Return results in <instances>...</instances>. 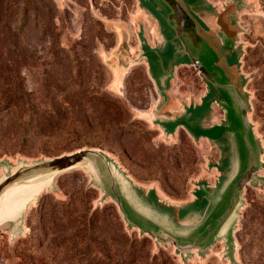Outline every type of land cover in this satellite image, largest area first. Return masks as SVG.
<instances>
[{
  "label": "rangeland",
  "instance_id": "rangeland-1",
  "mask_svg": "<svg viewBox=\"0 0 264 264\" xmlns=\"http://www.w3.org/2000/svg\"><path fill=\"white\" fill-rule=\"evenodd\" d=\"M234 1L195 0L189 6L211 22L209 7L219 11ZM239 1L240 9L235 14L239 28L236 48L241 53L238 73L248 96L249 119L260 140L264 163V101L260 88L264 77V0ZM142 2L40 0V15L31 13L27 18L17 42L18 51L9 52L0 33V161H35L79 149H101L137 186L144 190L154 188L165 201L184 206L194 201L195 182L207 179L215 183L218 172L210 162L218 158L219 150L212 143L204 139L195 143L184 129L166 137L150 123L154 107L161 102L158 90L148 77L144 60L128 63L138 55V30L146 29L153 39L161 34L157 16ZM10 10L9 23L14 29L18 12L15 6ZM153 39L151 43L155 42ZM157 41L161 43L162 34ZM7 72L19 74L25 93L30 94L43 115L47 109L57 108L60 96L67 94L111 97L122 110L120 125L124 130L117 132V124L112 123L108 133H99L92 129L96 126L91 128L82 123L80 115L70 114L55 124L58 129L71 126L79 134L40 133L35 123L18 119L17 108L22 104L15 102L6 88L10 79ZM204 90L192 68L178 66L169 102L159 113L170 116L178 113L189 99L198 102ZM221 118L222 112L214 106L202 123L219 122ZM84 142L100 147L77 148ZM258 175L264 176V167ZM55 188V192L46 191L36 204L30 205L20 236L12 239L10 234L0 233V264H94L92 247L82 246L89 230L77 226L86 227V220L97 211L103 212L107 220L105 228L111 229L107 233L94 230L89 234L95 237L98 255L119 257L117 228L121 227L130 240H148L144 247L149 254L148 262L183 264L173 247L155 244L128 227L117 206L109 198H101L99 189L82 170L58 176ZM243 199L245 204L240 209L234 234L235 258L238 264H264V185L247 186ZM59 209H63L62 213ZM50 210L55 213L52 218ZM66 211H70L69 220L64 217ZM144 252L141 249L137 255ZM186 264L230 263L223 258V246L219 242L202 257L194 252Z\"/></svg>",
  "mask_w": 264,
  "mask_h": 264
},
{
  "label": "water",
  "instance_id": "water-1",
  "mask_svg": "<svg viewBox=\"0 0 264 264\" xmlns=\"http://www.w3.org/2000/svg\"><path fill=\"white\" fill-rule=\"evenodd\" d=\"M195 0H144L163 20L170 34L162 49L150 47L143 32H138L140 53L128 63L145 59L151 79L165 98L175 66L186 63L200 72L214 103L223 111L222 124L201 128L200 111L189 119H153L163 136L184 127L194 138L205 137L224 142L218 160L210 162L218 176L213 185L207 179L195 182L196 198L192 212L162 199L154 188L137 186L118 163L101 149H79L35 161H0V233L12 239L21 235L25 214L46 193L55 192V179L65 173L82 170L90 182L116 206L128 227L171 246L183 264L194 252L202 257L217 243L223 246V258L238 264L235 258V231L243 191L247 186L264 185L258 172L264 167L262 146L249 119V101L238 73L241 53L235 48L239 28L235 14L239 0L221 10L208 8L216 17L218 33L211 32L190 10ZM202 1V0H201ZM127 63V64H128ZM206 106V108L208 107ZM196 207V209H195Z\"/></svg>",
  "mask_w": 264,
  "mask_h": 264
},
{
  "label": "trees",
  "instance_id": "trees-1",
  "mask_svg": "<svg viewBox=\"0 0 264 264\" xmlns=\"http://www.w3.org/2000/svg\"><path fill=\"white\" fill-rule=\"evenodd\" d=\"M15 6V10H17L18 22L14 29L10 27V17L12 16L11 8ZM34 14L36 16L40 15V0H0V33L2 35L1 41L5 48L9 52L18 51L17 42L19 41V37H21L22 29L24 27L25 22L30 14ZM245 54L243 55L242 60L245 59ZM244 68V66H243ZM10 75L9 82L6 85V88L10 91V95L13 97L15 102H21V107H18L19 110V118H25L30 123H35L36 128L40 133L53 135L57 132L63 133L64 135H76L79 134L76 132L71 126L67 129H58L57 123H60V120L65 119L67 115L70 114H78L84 120L82 123H85L87 126L91 128L93 126V131L96 132H106L108 133L112 123L117 124V132H121L124 128L120 125L122 118V110L120 106L108 96H99L96 98L91 93H73L67 94L64 96H60L58 107H52L47 109L46 114H40L35 105L32 102V97L29 93H25L22 81H20V76L18 73L7 72ZM260 88H263L261 94L263 96L264 101V77L260 82ZM25 90V91H24ZM252 109V106H251ZM252 115V110L250 111ZM56 123V124H55ZM78 126L77 128H80ZM264 144V143H263ZM100 144H94L89 142H84L79 144L77 148L88 146V147H100ZM58 155V154H56ZM264 160V153H263ZM246 189L245 191H247ZM246 195V192L244 193ZM44 199H42L43 201ZM62 213L63 209L58 210ZM58 212V213H59ZM109 213V212H108ZM64 217L66 219H70V211H66ZM55 215L54 212L50 210V218ZM78 217L77 219H80ZM80 223V222H79ZM100 224L101 227L98 226ZM120 224V223H119ZM86 227L81 226L79 224L78 229L89 230L88 233L84 236L83 247H92L91 251L92 258L91 260H95L93 263L97 264L99 261H103L104 264H159L153 262H148V251H146V243L148 240L145 238H141L140 240H130L124 230L121 227L117 228V232L120 233V255L118 258L110 257L107 255H98V247L96 246L95 237H91L89 234L91 232L98 231L101 233L102 231L106 233L111 231V229L105 228L107 226V220L103 215L102 211L93 212L89 219L86 220ZM103 225V226H102ZM92 234V233H91ZM111 236V233L109 234ZM108 236V237H109ZM139 242V243H138ZM139 246V248L137 247ZM97 249V250H96ZM144 249V254H139V250ZM95 252V253H94ZM115 258V259H114Z\"/></svg>",
  "mask_w": 264,
  "mask_h": 264
},
{
  "label": "crops",
  "instance_id": "crops-1",
  "mask_svg": "<svg viewBox=\"0 0 264 264\" xmlns=\"http://www.w3.org/2000/svg\"><path fill=\"white\" fill-rule=\"evenodd\" d=\"M143 2H144V0H143ZM142 2V3H143ZM144 5H148L147 3H145L144 2ZM148 7H150L149 5H148ZM151 8V7H150ZM189 8H190V10H191V6H189ZM151 10L154 12V14L157 16V18H158V29H159V32L162 34V41H161V43L159 44V42L157 41L158 40V38H159V36H161V34L157 37V39H153L152 37V35L151 34H147V30L146 29H142V34H143V37L145 38V40H146V42H147V44L150 46V47H159L160 49H162L163 48V46H164V43L166 42V37L170 34V30H169V28L165 25V23L163 22V20L160 18V16L151 8ZM192 11V10H191ZM195 15H196V17L211 31V32H213L214 34H217L218 33V26L216 25V23H215V21H216V17L210 12V15H211V18H212V21L211 22H208V21H206L205 19H204V15H202V13H198V12H196L195 11V9H194V11H192ZM153 21H154V19H153ZM151 22V21H150ZM155 22V21H154ZM157 24V23H156ZM214 27V28H213ZM148 28V27H147ZM140 30H138V32H139ZM137 36H138V34H137ZM154 40L155 42H152L151 43V40ZM235 48H236V43H235ZM237 49V48H236ZM138 54L140 53V41H139V39H138ZM137 56V55H136ZM142 60H144V62H145V67H146V71H147V73H148V77H149V79L154 83V81L151 79V76H150V70H149V67H148V65H147V63H146V61H145V59L143 58ZM238 63H239V61H238ZM178 66H188V67H190V68H192L198 75H199V77H200V79H201V82L204 84V87H205V90H204V93H203V95H202V97L199 99V101L198 102H194L192 99H189L188 100V103L187 104H183V105H181V109H180V111L178 112V113H175V114H173V115H164V114H161V113H159V110L161 109V107L163 106H165V105H167L168 104V102H169V99H170V97H169V91H170V89H171V86H172V83H173V81H174V77H175V69L178 67ZM154 85H155V83H154ZM155 87L157 88V86L155 85ZM158 90V89H157ZM159 93V92H158ZM210 96H211V94H210V92H209V89H208V85H207V83L204 81V79L202 78V76L200 75V72L199 71H197V70H195L194 69V67L193 66H191V65H189V64H186V63H181V64H179V65H177V66H175V68H174V73H173V78L170 80V83H169V87H168V89L166 90V94H165V98H163V97H161V95H160V93H159V97H160V99H161V102L160 103H158L159 105H156L155 107H154V109H153V114L151 115V117H150V123L152 124V120L153 119H166V120H174V119H177V118H179V117H186V118H190V117H192V116H197V115H194V112L197 110V111H200V113H201V116L200 117H198L199 118V125H200V127L201 128H210V127H218V126H220L222 123V120H223V111L221 110V109H219L218 108V106L217 105H215L214 103H210L209 104V106H208V101H209V98H210ZM206 106H208L207 108H206ZM217 107L221 112H222V118H221V121H219V122H215L214 124H212V125H209L208 124V122H206L207 124H203L202 123V120H203V118H204V116H205V114L208 112V111H210V110H213V107ZM208 121V120H207ZM153 125V124H152ZM156 129H158L159 131H160V133L163 135V130L158 126V125H153ZM178 129H184L185 131H187L184 127H177L176 128V130H175V132H174V134L173 135H175L176 134V132L178 131ZM188 132V131H187ZM189 133V132H188ZM190 134V133H189ZM173 135H168V137H172ZM190 136L192 137V139L194 140V138H193V136L190 134ZM201 139H204V140H206V141H208V142H210V143H212L213 145H214V147H216L218 150H219V155H218V158L217 159H215V161L216 160H218L219 159V157H220V155H221V149H222V147H223V144H224V142H222V141H216V140H210V139H208V138H205V137H199L198 138V140H194V142L195 143H197V142H199ZM215 170H216V168H214ZM217 171V170H216ZM218 172V171H217ZM218 176V175H217ZM209 183L211 184V185H213L210 181H209ZM192 196H193V194H192ZM193 199H194V201H193V203H191L189 206H184V205H181V204H178V205H180V206H182V207H185L186 208V210L187 211H191L192 212V210L194 209V202H195V200H196V198L193 196ZM177 204V203H176ZM195 209H196V207H195Z\"/></svg>",
  "mask_w": 264,
  "mask_h": 264
},
{
  "label": "flooded vegetation",
  "instance_id": "flooded-vegetation-1",
  "mask_svg": "<svg viewBox=\"0 0 264 264\" xmlns=\"http://www.w3.org/2000/svg\"><path fill=\"white\" fill-rule=\"evenodd\" d=\"M209 125H212V124H214V123H208Z\"/></svg>",
  "mask_w": 264,
  "mask_h": 264
}]
</instances>
